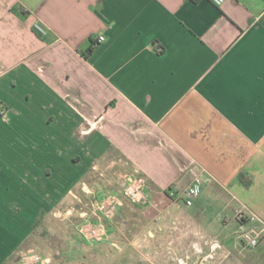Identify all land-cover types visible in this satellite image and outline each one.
<instances>
[{
    "label": "crops",
    "instance_id": "crops-1",
    "mask_svg": "<svg viewBox=\"0 0 264 264\" xmlns=\"http://www.w3.org/2000/svg\"><path fill=\"white\" fill-rule=\"evenodd\" d=\"M0 102V264L83 252L87 220L109 264H252L233 228L264 219V0H0Z\"/></svg>",
    "mask_w": 264,
    "mask_h": 264
},
{
    "label": "built area",
    "instance_id": "built-area-1",
    "mask_svg": "<svg viewBox=\"0 0 264 264\" xmlns=\"http://www.w3.org/2000/svg\"><path fill=\"white\" fill-rule=\"evenodd\" d=\"M217 6H222L226 0H210ZM106 39L103 34L98 36V41L102 42ZM0 112L5 113V109L0 106ZM204 177L200 171L195 173L192 182L182 190L171 189L170 195L174 200L183 201L186 206H190L201 195L203 190ZM124 194L132 201L146 204L150 200V194L147 189V180L143 176H138L134 173L125 174V188ZM122 200L118 194L107 193L102 198L95 201V208L104 217L112 219L117 212ZM252 220L257 221L264 225V219L250 214ZM79 230L84 238L90 241H102L108 236L107 226L103 222H95L87 220L83 222ZM244 238L249 242L251 246H256L259 240L250 231H244ZM44 258L41 254L35 251H29L22 257V264H43Z\"/></svg>",
    "mask_w": 264,
    "mask_h": 264
},
{
    "label": "rangeland",
    "instance_id": "rangeland-1",
    "mask_svg": "<svg viewBox=\"0 0 264 264\" xmlns=\"http://www.w3.org/2000/svg\"><path fill=\"white\" fill-rule=\"evenodd\" d=\"M208 197L211 198V196L209 195V192H206L201 198H199V200H197V202H201L202 199L205 201H208ZM120 198H121V196H120ZM204 214L207 215L208 217L211 216L209 218V219H211L214 215V212L207 211ZM241 214H245L243 216L251 218V215H249V213H246V211H241L240 215ZM255 215L259 216L258 214H255ZM104 218L106 220L110 219V218H106V217H104ZM95 222H103L107 226V221H105V220L95 221ZM255 224H257L256 230L255 229L253 231L250 230V232L254 236H256L258 238V240L260 241L259 244L256 246H251L249 244V242L244 238V231L239 232L235 228H233V229L235 230V234L239 235V240L237 242L238 246L242 247V248H246V250L250 251V253L253 255V257H251V259H249L250 262H252V264H264V225L259 223V222H256ZM233 229H231L230 231L232 232ZM236 231H238V232H236ZM79 234H80L81 240H78V242H80L78 245V248L80 247L84 251L79 252V254H78L77 251H79V250H77V247H72L70 245L69 248H66L67 252L70 250V252H71L70 256L67 259H64V258L60 259L56 264H109L110 263V260L106 261L105 259L103 260L101 258L102 249H101V246L99 245L101 243V241L95 242V241L87 240L86 238L83 237V235H81L80 230H79ZM103 261H106V262L103 263ZM115 261L116 260H114V262ZM193 261L194 260L190 259V258H189V260L179 258L177 264H193ZM209 262H210V264H214V259L210 257Z\"/></svg>",
    "mask_w": 264,
    "mask_h": 264
},
{
    "label": "trees",
    "instance_id": "trees-1",
    "mask_svg": "<svg viewBox=\"0 0 264 264\" xmlns=\"http://www.w3.org/2000/svg\"><path fill=\"white\" fill-rule=\"evenodd\" d=\"M20 11H21V14H22L23 16H26V15L28 14L24 9H22V10H20ZM35 29H36V31H37V34H38L40 37H44V36H45V35L43 34V32H41L38 28H35ZM90 50H92V48H91ZM0 103H1V102H0ZM238 179H239V181H240L241 183H244L245 185H249V183H250V181H247V180L245 179L243 173H240V174L238 175Z\"/></svg>",
    "mask_w": 264,
    "mask_h": 264
}]
</instances>
